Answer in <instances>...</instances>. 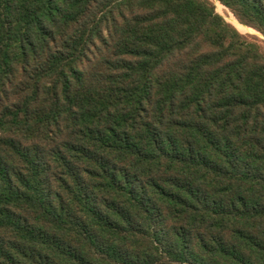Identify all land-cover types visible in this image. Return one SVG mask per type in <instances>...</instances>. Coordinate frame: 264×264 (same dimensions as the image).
Wrapping results in <instances>:
<instances>
[{"label":"trees","instance_id":"trees-1","mask_svg":"<svg viewBox=\"0 0 264 264\" xmlns=\"http://www.w3.org/2000/svg\"><path fill=\"white\" fill-rule=\"evenodd\" d=\"M264 0H0V264H264Z\"/></svg>","mask_w":264,"mask_h":264},{"label":"rangeland","instance_id":"rangeland-1","mask_svg":"<svg viewBox=\"0 0 264 264\" xmlns=\"http://www.w3.org/2000/svg\"><path fill=\"white\" fill-rule=\"evenodd\" d=\"M216 3V11L221 15L223 16V18L231 23L232 25H234L241 33L243 34H251V35H255L257 37H259L260 39H263L261 37V35L256 32L254 29L252 28H249L247 26L244 27V25L242 26V24L238 23L236 21V19L234 18V16L229 12V10L227 8H225L224 6H221L218 2H215ZM234 18V19H233ZM237 22V24H236ZM239 24V25H238ZM264 46V45H263Z\"/></svg>","mask_w":264,"mask_h":264},{"label":"bare ground","instance_id":"bare-ground-1","mask_svg":"<svg viewBox=\"0 0 264 264\" xmlns=\"http://www.w3.org/2000/svg\"><path fill=\"white\" fill-rule=\"evenodd\" d=\"M234 19V18H233ZM236 24H237V22H236ZM239 25V24H238ZM243 26V25H242ZM245 27V26H244Z\"/></svg>","mask_w":264,"mask_h":264},{"label":"water","instance_id":"water-1","mask_svg":"<svg viewBox=\"0 0 264 264\" xmlns=\"http://www.w3.org/2000/svg\"><path fill=\"white\" fill-rule=\"evenodd\" d=\"M261 37L264 39V37L261 35Z\"/></svg>","mask_w":264,"mask_h":264}]
</instances>
